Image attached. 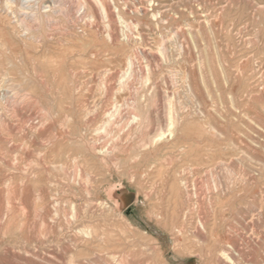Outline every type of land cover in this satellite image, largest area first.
Instances as JSON below:
<instances>
[{
	"label": "rangeland",
	"instance_id": "obj_1",
	"mask_svg": "<svg viewBox=\"0 0 264 264\" xmlns=\"http://www.w3.org/2000/svg\"><path fill=\"white\" fill-rule=\"evenodd\" d=\"M0 264H264V0H0Z\"/></svg>",
	"mask_w": 264,
	"mask_h": 264
},
{
	"label": "bare ground",
	"instance_id": "obj_2",
	"mask_svg": "<svg viewBox=\"0 0 264 264\" xmlns=\"http://www.w3.org/2000/svg\"><path fill=\"white\" fill-rule=\"evenodd\" d=\"M95 1H97V0H95ZM123 2H124V1H123ZM48 3H49V2H48ZM139 3H140V2H139ZM162 5H163V4H162ZM134 6H135V7H134L133 9H134L135 11H137V12H140V11H143V10H144V6H143V5L140 6V7L137 6V5H134ZM31 15H32V14H31ZM21 21H22V20H21ZM23 21H24V20H23ZM32 27H33V26H32ZM177 32H178V31H177ZM179 33H180V32H179ZM174 34H175V33H174ZM112 35H113V34H112ZM117 44H118V43H117ZM135 52H136V51H135ZM137 52H138V51H137ZM146 56H147V55H146ZM134 59H135V58H134ZM134 59L131 58L130 61L128 62L129 64L127 63V64L129 65V69H130V70H131V69H134V68H135V65H137ZM142 63H143V62H142ZM143 64H144V63H143ZM141 66H142V65L140 64V68H141ZM144 67H145V66H144ZM144 67H143V68H144ZM134 70H135V69H134ZM145 70H146V69H145ZM146 71H147V70H146ZM79 72H80V71H79ZM126 73H127V72H126ZM126 73H125V74H126ZM125 74H124V75H125ZM128 74H129V73H128ZM109 76H110V75H109ZM117 77H118V76H117ZM119 84H120V83H119ZM123 85H124V84H123ZM107 92H108V91H107ZM168 93H169V92H168ZM161 101H162V100H161ZM128 102H129V101H128ZM164 102H165V101H164ZM161 104H162V103H161ZM118 109H119V108H118ZM136 109H137V108H136ZM120 111H121V110H120ZM113 113H114V112H113ZM133 115H134V114H133ZM128 116H129V115H128ZM109 120H110V119H109ZM134 121H135V120H134ZM150 121H151V120H150ZM171 121H172V120H171ZM173 121H174V120H173ZM171 123L173 124V122H171ZM28 125H29V124H28ZM166 125H167V124H166ZM112 126H113V125H112ZM170 127H171V126H170ZM176 128H177V127H176ZM25 129H26V128H25ZM171 129H172V128H171ZM168 130H170V128H169ZM170 131H172V130H170ZM151 132H152V131H151ZM162 133H163V132H162ZM172 133H173V132H172ZM172 133H171V134H172ZM101 134H102V133H101ZM160 135H161V134H160ZM158 136H159V135H158ZM164 136H166V135H165V132L162 134L161 138L164 137ZM156 138H157V137H156ZM161 138H160V139H161ZM155 141H156V140H155ZM87 144H88V143H87ZM105 155H106V154H105ZM89 168H90V167H89ZM87 175H88V174H87ZM77 176H78V175H77ZM193 195H194V194H193ZM26 217H27V216H26ZM199 231H200V230H199Z\"/></svg>",
	"mask_w": 264,
	"mask_h": 264
}]
</instances>
